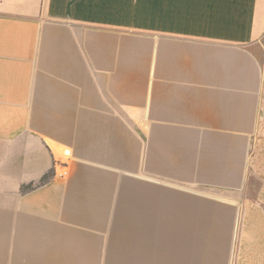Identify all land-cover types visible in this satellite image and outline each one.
<instances>
[{
    "label": "crops",
    "instance_id": "crops-1",
    "mask_svg": "<svg viewBox=\"0 0 264 264\" xmlns=\"http://www.w3.org/2000/svg\"><path fill=\"white\" fill-rule=\"evenodd\" d=\"M263 30L264 0H0V264H234Z\"/></svg>",
    "mask_w": 264,
    "mask_h": 264
},
{
    "label": "rangeland",
    "instance_id": "rangeland-1",
    "mask_svg": "<svg viewBox=\"0 0 264 264\" xmlns=\"http://www.w3.org/2000/svg\"><path fill=\"white\" fill-rule=\"evenodd\" d=\"M264 72V30L253 46ZM199 191V190H198ZM206 194H229L209 190ZM241 197L240 215L234 241V264H264V89L261 131L254 143L253 165Z\"/></svg>",
    "mask_w": 264,
    "mask_h": 264
},
{
    "label": "trees",
    "instance_id": "trees-1",
    "mask_svg": "<svg viewBox=\"0 0 264 264\" xmlns=\"http://www.w3.org/2000/svg\"><path fill=\"white\" fill-rule=\"evenodd\" d=\"M33 187V184L29 185V188H32Z\"/></svg>",
    "mask_w": 264,
    "mask_h": 264
}]
</instances>
